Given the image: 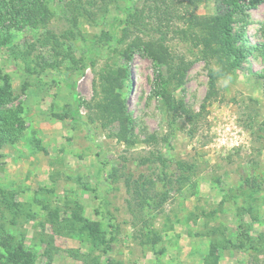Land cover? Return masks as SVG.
I'll return each mask as SVG.
<instances>
[{
	"label": "rangeland",
	"instance_id": "rangeland-1",
	"mask_svg": "<svg viewBox=\"0 0 264 264\" xmlns=\"http://www.w3.org/2000/svg\"><path fill=\"white\" fill-rule=\"evenodd\" d=\"M4 1L0 264H264V0L232 67L216 0Z\"/></svg>",
	"mask_w": 264,
	"mask_h": 264
},
{
	"label": "trees",
	"instance_id": "trees-1",
	"mask_svg": "<svg viewBox=\"0 0 264 264\" xmlns=\"http://www.w3.org/2000/svg\"><path fill=\"white\" fill-rule=\"evenodd\" d=\"M218 2V12L215 15L209 16H197L194 15L191 17V21L198 24L202 29H205L206 35L204 36L201 44L203 46L204 52L207 53L208 57L215 58L217 61L225 62L226 64L232 67L243 55V49L241 47L235 46V38H233L231 33V23L233 22V16L243 11L246 7H253L261 0H216ZM20 0L15 2V0H9L7 3L5 1L3 4L8 7L10 6L16 12H19V9H23L26 11L25 13L31 17L36 15V6L33 3L32 8H23V4L20 3ZM30 3L29 0L26 1ZM9 4V5H8ZM15 7L18 9H15ZM1 11V10H0ZM126 19H128V15L124 19V25L126 24ZM30 21L32 19H29ZM118 40L123 41L125 37V29L124 27L118 31ZM229 60V61H224ZM226 69V66H225ZM123 72V70H120ZM211 88L214 85V78L211 74ZM69 80V79H68ZM69 87L71 91L76 96L75 90V81H71L69 83ZM167 107L170 111V119L169 123L171 127H173L176 118L181 113V109H178L176 102L173 99L166 98ZM119 116V115H117ZM157 160L161 163L162 166L171 162L169 158H165L162 155H157ZM175 165L176 169L181 170L179 174L175 176V181L180 179L181 177H186V171L188 170V166L180 161L175 160L172 162ZM181 180V179H180Z\"/></svg>",
	"mask_w": 264,
	"mask_h": 264
}]
</instances>
